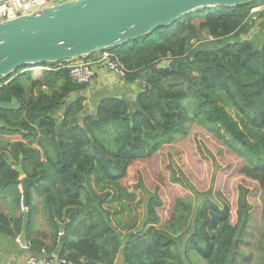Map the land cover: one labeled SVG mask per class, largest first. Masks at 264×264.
<instances>
[{
    "label": "trees",
    "instance_id": "1",
    "mask_svg": "<svg viewBox=\"0 0 264 264\" xmlns=\"http://www.w3.org/2000/svg\"><path fill=\"white\" fill-rule=\"evenodd\" d=\"M260 1L262 5L256 9ZM257 19L264 22V0L235 8H203L105 49L123 64L126 81L138 79L143 84L131 101L100 98L94 112L85 111L79 96L68 98L87 84L72 82L65 68L43 70L37 80L28 70L31 65L1 77L0 101L15 99L18 108L0 110V138L17 135L22 140L8 149L11 162L6 154L0 157V203L13 204L8 215L0 210V233L17 238L20 232L23 211L17 218L12 214L20 210L23 196L18 189L20 175L13 168L21 154L25 176L37 178L29 188L25 207L28 227L41 212L59 247L60 259L75 264H113L121 254L123 264H186L184 256L194 248L191 240L197 238L206 246L202 256L206 264H249L250 257L240 247L251 234L250 198L257 190L262 231L254 264H264V34ZM195 20L199 21L195 24ZM22 78L25 87L19 82ZM34 88L36 95L26 97L27 89ZM192 123L232 147L243 160L238 172L255 189L237 186L235 221L230 220L231 212L219 220L209 243L196 230L194 211V227L181 250L173 235L181 229L180 223L188 221L191 198L177 199L170 218L159 225L157 209L162 202L157 191L142 200L145 187L139 165L164 145L185 136ZM171 180L192 190L173 171ZM202 196L211 198V189ZM136 198L137 207L144 210L142 222L122 232L121 226L113 225L114 220ZM109 202L118 203L119 210L112 213L105 208ZM57 222L65 223L61 235ZM28 227L26 241L37 248ZM233 240L236 243L229 256Z\"/></svg>",
    "mask_w": 264,
    "mask_h": 264
},
{
    "label": "water",
    "instance_id": "2",
    "mask_svg": "<svg viewBox=\"0 0 264 264\" xmlns=\"http://www.w3.org/2000/svg\"><path fill=\"white\" fill-rule=\"evenodd\" d=\"M255 0H66L43 10L0 22V78L25 66L66 62L117 46L168 26L198 9L235 8ZM15 99L0 101V110L14 111ZM60 121L55 125V132ZM13 168L20 175L23 206L37 178L22 170L21 154ZM62 234L65 223L58 224ZM28 213L22 212L18 237L27 240ZM231 242L228 255L235 247ZM56 259V258H55Z\"/></svg>",
    "mask_w": 264,
    "mask_h": 264
},
{
    "label": "rangeland",
    "instance_id": "3",
    "mask_svg": "<svg viewBox=\"0 0 264 264\" xmlns=\"http://www.w3.org/2000/svg\"><path fill=\"white\" fill-rule=\"evenodd\" d=\"M261 3L262 1L259 2L256 9L261 7ZM198 21L199 20H195V24ZM256 25L259 27L262 34H264V22L257 19ZM251 32H253L254 37H256V30L252 29ZM202 37L208 38L205 32H202ZM244 37L246 36L242 38ZM45 66L48 69L51 68L47 67L49 65ZM45 66L36 65L30 68H37L42 72ZM26 70L27 68L21 72ZM16 73L18 74V71H16ZM38 76H41V73L34 75V77L32 76V78H37ZM19 82L22 84L24 83L23 86L25 87L26 83L23 78ZM140 82L142 83L141 80ZM43 91H46L44 87ZM36 92L37 90L35 88L31 91L27 89L26 97L35 96ZM78 96L83 99L82 105L84 107L86 102L85 98L81 95L74 93V95L70 94L68 98H76ZM190 104L191 103H189L188 106H190ZM227 111L233 115L232 110L227 109ZM20 140H22V138L17 135L0 138V157L2 154L8 152L12 143ZM24 143L29 145L26 141H24ZM242 164V158L238 156L232 150V147L225 143V141L216 138L214 134L205 130L199 124L192 123L185 136L178 137L176 141L170 145H164L155 155L139 165L145 187L142 193V200L145 202L149 194H152L154 191L158 192L162 202L161 207L157 209V215L160 218L159 225H161L170 218L175 201L179 198L190 196L191 200L188 201L192 203V209L190 210L188 221L184 224L180 223L181 229L179 228L173 237L179 249L183 250L185 238L191 234L194 227L193 218L196 212V230L202 236V239L209 243L213 240L215 226L219 220L227 214L229 215L231 212L230 220L232 223L235 221L234 210L237 186L241 185L255 189L253 182L249 181L238 172V167ZM171 171H173L178 178H185L192 186V190H188L172 182ZM209 189H211V198L203 199L204 197L202 195ZM137 198L131 201L130 207H125L121 213H118L116 216L117 220H114L113 225L121 226L124 229L122 232H125L129 225L134 224V226L137 227L142 222L144 210H142V206L137 207ZM259 201V193L256 190V193L250 198V202L253 205V216L250 227L251 234L249 238H247L245 244L240 247L241 250L250 257L251 261L249 264H254L257 261L258 245L261 239L262 223L259 216ZM106 207L113 213L114 209L119 210L120 205L115 202H109L105 204V208ZM196 207H198V209H195ZM8 208L12 210L13 204L9 203L8 206H0V210L4 213L8 211ZM44 222L47 223V221ZM189 222L190 227L187 230L186 227ZM191 243L194 248L187 256H184L188 258L186 264H206V260L202 258L203 253L206 251V246L203 244L201 245L197 238H193ZM116 259L113 264H123L121 254H118Z\"/></svg>",
    "mask_w": 264,
    "mask_h": 264
},
{
    "label": "crops",
    "instance_id": "4",
    "mask_svg": "<svg viewBox=\"0 0 264 264\" xmlns=\"http://www.w3.org/2000/svg\"><path fill=\"white\" fill-rule=\"evenodd\" d=\"M88 60L92 61L95 73L90 82L79 93V95L85 98L86 103L84 104V109L86 112H94L98 100L102 97H118L131 101L142 88V83L138 79L128 82L106 70L102 64L97 63L96 54ZM28 70L31 71L33 77L34 75H38V73L42 74L40 69L37 68H29ZM38 77L40 78V76ZM38 77L33 78V80L39 79ZM6 157L8 161H12L9 153H6ZM18 189L21 191V186H18ZM1 205L3 204L0 203ZM20 213L21 210H14L12 217L17 218ZM5 214L8 215L9 212L6 211ZM28 232L30 238L38 243V247L33 249L36 253L46 258L58 257L59 247L53 239L52 230L44 222L41 212L33 216V222L28 227ZM58 235H61L60 232ZM18 237L10 238L0 233V264H25V252L19 245ZM41 250H43V253L40 252Z\"/></svg>",
    "mask_w": 264,
    "mask_h": 264
},
{
    "label": "built area",
    "instance_id": "5",
    "mask_svg": "<svg viewBox=\"0 0 264 264\" xmlns=\"http://www.w3.org/2000/svg\"><path fill=\"white\" fill-rule=\"evenodd\" d=\"M66 0H0V22L10 20L18 16H23L32 12L43 10L44 8L59 4ZM97 56V63L109 72L116 74L120 78H125L127 71L123 64L116 61L114 55L108 51H102ZM45 70L65 68L68 70V75L72 82L76 84H88L94 76V67L92 61L86 58H78L69 60L64 63L58 64L54 67L47 66ZM20 210L24 211L26 208L23 206V197L21 198ZM25 252V264H75L74 262L64 258H46L33 250V245L30 241L21 246ZM43 253V250L40 251Z\"/></svg>",
    "mask_w": 264,
    "mask_h": 264
},
{
    "label": "bare ground",
    "instance_id": "6",
    "mask_svg": "<svg viewBox=\"0 0 264 264\" xmlns=\"http://www.w3.org/2000/svg\"><path fill=\"white\" fill-rule=\"evenodd\" d=\"M38 65V64H37ZM34 66H36V65H34Z\"/></svg>",
    "mask_w": 264,
    "mask_h": 264
}]
</instances>
